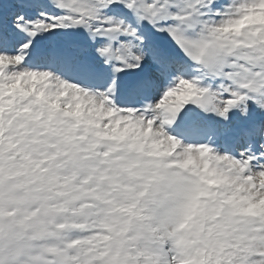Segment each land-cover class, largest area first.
I'll use <instances>...</instances> for the list:
<instances>
[{
    "label": "snow or ice",
    "instance_id": "6c2138e0",
    "mask_svg": "<svg viewBox=\"0 0 264 264\" xmlns=\"http://www.w3.org/2000/svg\"><path fill=\"white\" fill-rule=\"evenodd\" d=\"M0 264H264V0H0Z\"/></svg>",
    "mask_w": 264,
    "mask_h": 264
}]
</instances>
